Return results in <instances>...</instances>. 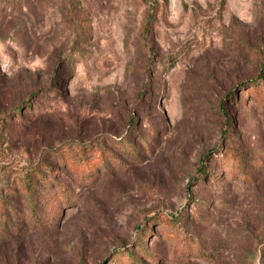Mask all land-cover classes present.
<instances>
[{
  "label": "rangeland",
  "instance_id": "1",
  "mask_svg": "<svg viewBox=\"0 0 264 264\" xmlns=\"http://www.w3.org/2000/svg\"><path fill=\"white\" fill-rule=\"evenodd\" d=\"M39 164L0 264H264V0H0V205Z\"/></svg>",
  "mask_w": 264,
  "mask_h": 264
},
{
  "label": "trees",
  "instance_id": "2",
  "mask_svg": "<svg viewBox=\"0 0 264 264\" xmlns=\"http://www.w3.org/2000/svg\"><path fill=\"white\" fill-rule=\"evenodd\" d=\"M147 21L150 19H153L155 16L147 12ZM247 90V88H246ZM29 106V103L27 102L25 104L26 107ZM14 110L12 112H15L16 115L20 114L21 112V105L16 104L14 106ZM133 132V131H131ZM129 141V140H128ZM142 142H147L145 139H142ZM129 144V142H124L122 144V147L125 148V145ZM90 146V145H88ZM93 148L92 146H90ZM99 149L97 159L88 158L87 156H75V155H69V156H62V165L64 164L67 169L71 170L72 173L85 175L88 173V171L91 169L93 165H100L102 164V169L105 171L109 166L112 164L109 163L110 156H106V153L104 150H102L99 146L96 147ZM82 151H85V148H81ZM111 155V154H110ZM116 159V158H114ZM222 162V161H221ZM39 165L35 166L31 172L27 173L24 176L23 181L21 182L18 189L12 190L11 193L5 198V200L0 205V218L2 220V227L3 230H6L9 227L15 225L12 220H16V216L19 212V206L22 202L26 204V206L30 209L29 216L33 218L34 221H38L39 217V208L42 206V203H45L47 206L52 205L53 199H55L56 194H50V195H44L39 196L37 185L39 181H43L45 183L50 182L52 180V176L54 174L47 173L45 171V167L41 168ZM62 184V183H60ZM65 190V187H61V193H63ZM18 196V198H17ZM127 255L131 257L130 252L127 253ZM135 263H137V260H134Z\"/></svg>",
  "mask_w": 264,
  "mask_h": 264
}]
</instances>
